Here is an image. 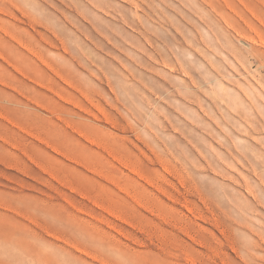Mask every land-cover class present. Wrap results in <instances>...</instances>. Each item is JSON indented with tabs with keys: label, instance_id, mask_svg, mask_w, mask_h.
Instances as JSON below:
<instances>
[{
	"label": "rangeland",
	"instance_id": "374dc122",
	"mask_svg": "<svg viewBox=\"0 0 264 264\" xmlns=\"http://www.w3.org/2000/svg\"><path fill=\"white\" fill-rule=\"evenodd\" d=\"M263 44L264 0H0V264H264Z\"/></svg>",
	"mask_w": 264,
	"mask_h": 264
},
{
	"label": "bare ground",
	"instance_id": "6f19581e",
	"mask_svg": "<svg viewBox=\"0 0 264 264\" xmlns=\"http://www.w3.org/2000/svg\"><path fill=\"white\" fill-rule=\"evenodd\" d=\"M106 26V25H105ZM264 45V44H263ZM91 141V140H90ZM10 144V143H9ZM94 144V143H93ZM112 145V144H111ZM59 153V152H58ZM125 166V165H124ZM38 167V166H37ZM41 169V168H40ZM165 169V168H164ZM166 171V170H165ZM168 173V172H167ZM55 177V176H54ZM243 181V180H242ZM246 189V188H245ZM187 195V194H186ZM183 198V197H182ZM189 209V208H188ZM192 211V210H191ZM213 225V224H212ZM224 245V244H223ZM212 251V250H211Z\"/></svg>",
	"mask_w": 264,
	"mask_h": 264
}]
</instances>
